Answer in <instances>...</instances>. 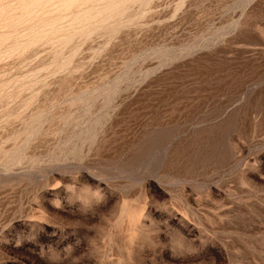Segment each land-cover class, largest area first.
<instances>
[{
    "label": "rangeland",
    "instance_id": "1",
    "mask_svg": "<svg viewBox=\"0 0 264 264\" xmlns=\"http://www.w3.org/2000/svg\"><path fill=\"white\" fill-rule=\"evenodd\" d=\"M0 264H264V0H0Z\"/></svg>",
    "mask_w": 264,
    "mask_h": 264
}]
</instances>
